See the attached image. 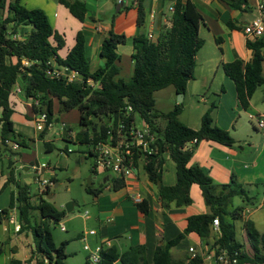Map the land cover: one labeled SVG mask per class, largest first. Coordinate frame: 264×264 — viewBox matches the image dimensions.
Returning a JSON list of instances; mask_svg holds the SVG:
<instances>
[{
  "label": "trees",
  "instance_id": "trees-1",
  "mask_svg": "<svg viewBox=\"0 0 264 264\" xmlns=\"http://www.w3.org/2000/svg\"><path fill=\"white\" fill-rule=\"evenodd\" d=\"M246 1V0H243ZM145 0H138V25L145 20ZM71 15L85 22L88 19L89 7L86 0L69 2L60 0ZM204 18L195 3L177 0L173 6L168 22L163 26L158 37L139 35L134 39L132 61L133 75L129 81L117 79L120 74L121 60L119 47L126 44V36L111 32L103 41L100 57L103 65L91 71L86 57V40L83 32L76 37L75 46L65 57L59 52L66 43L63 36L51 26L46 14L42 10H30L22 6L18 0L8 2L0 0V141L6 147V141L16 143L20 149L27 147L25 139L16 134L12 117L14 109L11 106V96L14 88L21 81L24 97L28 101L38 100L39 106L34 107L35 113L45 112L50 123L55 121L56 104L59 112L78 110L81 114L80 124L84 130L82 138L77 144L88 145L92 148L87 152L95 157L98 144L116 143L121 135H129L136 126L139 118L149 126L155 137V148L152 154L141 150H134V167L139 159L144 160V169L149 180L158 189L162 206L166 209L171 204L177 207L192 205L190 196L192 186L198 185L209 214L192 216L187 221L185 231L165 244L159 245L154 253L152 263L146 259V248L142 245L131 247L123 254L115 248L101 253L99 264H204L197 256L186 261L176 260L171 250L178 246L187 235L197 234L202 239L212 235V225L219 220L220 235L214 237L213 247L217 254L226 252L236 256L238 264H264V233H261L251 220H244L245 207L254 204L255 198L250 196L249 190L239 184L235 178L227 185H214L212 179L198 166H189L192 151L187 145L197 140L216 142L224 146L234 145L231 134L218 127L212 113L217 109L213 103L210 110L202 117L199 130H193L185 125L180 116L182 105L176 106L168 113L155 109V94L167 88H173L178 95L186 93L188 84L194 79L196 57L204 46L200 38V27ZM28 31L21 35L23 29ZM220 38L216 41L220 42ZM247 49L251 52V59L244 63L236 60L223 64L224 73L234 82L240 107L247 111L250 101L256 91L264 87V37L247 41ZM75 72L81 80L69 82L61 75L51 76L52 71ZM128 107L131 111H128ZM161 123H165L162 128ZM47 132L41 133L44 141ZM74 141V140H72ZM45 142V141H44ZM162 142V145H161ZM47 151H52L53 145L45 142ZM169 154L177 167V183L167 187L162 183V170L165 155ZM95 169L93 174L96 175ZM91 184L86 192L97 198L107 183H111L113 190H120L126 186L125 178H110L99 188L94 189ZM55 183V179H53ZM14 185L17 190L9 209L0 212V224L7 219L10 210L17 208L22 223L21 234L29 231L33 238L30 262L35 264H63L68 255V242L57 246L53 234L45 224L59 223L65 212L57 210L44 195L39 196L36 205L32 202L29 186L16 181L14 171L10 172L7 185ZM50 194V188L45 195ZM241 198L243 205L235 207L234 199ZM141 213L147 215V202L138 205ZM37 211L44 224L30 226L32 212ZM243 223L250 251L237 240L236 223ZM4 250L0 247V257ZM13 259L10 264H26ZM86 264H91L88 259Z\"/></svg>",
  "mask_w": 264,
  "mask_h": 264
},
{
  "label": "crops",
  "instance_id": "crops-1",
  "mask_svg": "<svg viewBox=\"0 0 264 264\" xmlns=\"http://www.w3.org/2000/svg\"><path fill=\"white\" fill-rule=\"evenodd\" d=\"M7 1L14 2V0ZM18 1L27 9L42 10L53 29L64 37L66 45L59 52L61 57H65L69 53L75 46L78 33L83 32L86 40V57L91 71H95L103 65L100 57L101 47L110 33L126 36V44L119 47L121 60L119 63L120 74L117 79L129 81L134 69L131 57L134 51L135 37L139 35L158 37L163 26L168 22L171 15L170 9L173 8L177 0H145V20L142 25H138V10L135 0H126L124 3H120L118 0H86L89 15L83 23L74 18L69 9L60 3V0ZM67 1L74 2L75 0ZM187 1L189 0H182L183 3ZM190 1L195 3L204 18V24L199 31L200 38L204 40V46L197 54L194 79L189 82L182 103H178L176 100L178 94L173 89L170 94L172 105L164 113L172 111L181 104L183 111L180 120L189 128L199 130L202 117L210 110L211 105L216 103L217 109L212 113V118L218 127L231 134L234 145L224 146L206 140L195 145L188 144L187 149L192 151L189 166L201 168L217 186L227 185L232 181V178H235L239 184L249 190L250 196L255 198V202L256 197L253 194L259 192L263 187V196L259 200L260 208H262L264 207V133L258 129L257 124H253L254 120L251 121L252 125H249L248 118L250 114L264 116V87L256 91L248 110L245 111L240 107L234 82L222 68L223 64L236 60H241L244 63L250 61L251 52L247 49V41L252 39L245 36L243 28L254 17L256 0ZM27 31L28 28L23 29L21 35ZM217 38L221 39L220 42L216 41ZM16 87H22L21 81ZM196 98H198V104L193 106L196 103ZM10 101L14 109L12 121L15 132L17 125L22 128L30 127L29 123L33 122L35 115L31 102L24 96L14 93H12ZM192 109L194 113L191 112ZM241 110L247 116L242 117ZM57 113L55 108V116ZM58 120L59 118L56 121ZM160 125L162 128L166 126L165 123ZM63 126L65 125L63 124ZM16 134L20 135L17 132ZM16 158L4 154L3 146H0V212L9 209L12 200L17 196L16 187L12 184L7 185L10 172L14 171L16 181L23 184L21 171L38 168L35 165H32L31 168L23 164L18 165ZM110 178V176L104 177L103 182L109 181ZM162 183L167 187L175 186L177 183V167L169 154L165 155ZM136 196L141 199V203L147 202L149 207L147 215L142 214L138 208L141 203L138 204L132 199ZM190 196L193 201L192 205L177 207L175 204H171L169 208L165 209L160 201L157 187L150 182L144 169L143 158L139 159L132 176L126 178V186L123 189L113 190L111 183H107L103 192L94 198V215L91 217L87 215L86 219L92 220L96 227L94 230L96 236H93L95 245L98 246L110 240L112 248H115L119 254L125 253L131 247L142 245L146 248L147 261L152 263L157 247L182 234L190 217L210 213L198 185L192 186ZM48 197L50 196L48 195ZM240 200L242 201L241 198ZM33 201L34 199H32ZM251 213L246 206L243 213L244 220L252 221ZM5 223H7V219L1 224L3 232L7 233L9 231L6 230ZM240 223L243 226V223ZM24 233L28 235L27 232ZM78 237L81 238V235ZM214 237L212 234L208 239H202L197 234L191 233L173 248L171 253L176 260L186 261L191 257L189 249L194 248L198 255L204 258L213 249ZM243 238L247 240L244 230ZM0 247H2L1 244ZM18 250L14 247L10 248L8 264L13 259H18L15 257ZM5 254L4 250L3 255ZM27 264L35 263L28 261Z\"/></svg>",
  "mask_w": 264,
  "mask_h": 264
},
{
  "label": "rangeland",
  "instance_id": "rangeland-1",
  "mask_svg": "<svg viewBox=\"0 0 264 264\" xmlns=\"http://www.w3.org/2000/svg\"><path fill=\"white\" fill-rule=\"evenodd\" d=\"M172 90L173 88H169L155 94L157 102L155 109L157 111H163L162 113H164L170 109L172 105L170 95ZM178 99L180 98L177 96L176 100L178 101ZM197 104L198 98H196V103L193 106H197ZM56 109L58 113L55 116V121H53V127L46 130L47 136L45 138V141L52 143V151H47L45 142L40 139L41 133L36 130L34 123L30 122V127L28 128L16 126V132L20 133L25 139L27 147L14 151L10 146H3V153L11 157H17L18 165L23 164L28 168H31L32 165L40 167V174L32 169L30 171H21V181L24 185L30 187L33 193L34 205L37 204L39 195H41L38 192L40 187L38 178L51 176L55 179V183L50 188V197L43 195L57 210L64 211L65 217L55 225L50 222L45 224L52 232L57 246L68 242L66 246L68 257L63 260V264H86L89 252L84 249L85 242L83 237H85L86 233L96 229L92 220L86 219L87 215L89 217L94 215V197L86 192V187L89 185L90 177L93 178L92 187L97 189L103 183L104 177L117 178V176L112 172L102 170H99L96 176L92 175L95 160L89 155L86 156L92 147L79 145L75 142L76 136L80 135L84 130V127L80 124V112L77 109L70 112H59L58 104H56ZM193 109L191 112L194 113ZM241 115L242 117L246 115L243 110H241ZM58 118L59 120L56 121ZM251 121L253 120L248 118L249 125H252ZM63 124L66 126L65 129H63ZM253 124H257L256 121ZM137 125L141 126L139 118L137 119ZM0 146L2 147L1 143ZM253 196L256 197V202L254 201V204L247 205V208L252 212L250 217L258 230L264 233V207L260 208L261 203L259 201L263 196V187H261L259 192L254 193ZM70 203L74 204V209L68 213L66 207ZM239 205L243 204L240 198L237 197L234 200V206L237 207ZM32 214L33 217L30 218L31 227L37 224H44L37 211L32 212ZM5 224L7 225V223ZM62 226L66 228L65 232L61 230ZM236 227L238 242L244 244L247 251H250L247 240L243 238L242 224L237 222ZM27 233L28 235L26 233L18 235L14 233L12 226L9 227V232L4 233L3 226L0 224V244L6 252L5 255L0 257V264H8L11 247L19 249L18 254L15 256L16 258L30 260V247L33 246V238L29 231ZM78 235H81V238ZM86 240L91 248L94 249L96 247L92 236H86Z\"/></svg>",
  "mask_w": 264,
  "mask_h": 264
},
{
  "label": "built area",
  "instance_id": "built-area-1",
  "mask_svg": "<svg viewBox=\"0 0 264 264\" xmlns=\"http://www.w3.org/2000/svg\"><path fill=\"white\" fill-rule=\"evenodd\" d=\"M118 1L120 3H124L126 0ZM135 4L137 6L138 0H135ZM170 11L172 13L173 8H171ZM243 31L245 36L252 40L264 37V0H256V5L254 8V17L250 21V23L244 26ZM149 37L153 38L152 35H149ZM49 74L51 76L57 77L65 75L69 82L81 80V77L77 73H68L66 69H64L63 71L55 70ZM13 93L20 96H24V91L22 87L14 88ZM30 102L33 108L38 107L40 104L39 101L36 99ZM128 111H131L130 107H128ZM249 118L251 120L256 121L258 129L264 133V116L250 114ZM33 122L36 130L40 133L53 127V123H50L48 115L45 112L35 113ZM65 127L66 126H63V129H65ZM154 143L155 137L151 133L149 126L141 122V126L139 127L136 122V126L132 128L129 135H121L120 139L116 141V143L98 144L96 146L94 150L95 172L98 174V171L102 170L105 172L114 173L117 178H129L132 176L135 168L134 150L137 149L147 154H152L155 150V148H153ZM197 143V140H194L189 144L195 145ZM6 145L12 147L14 151L20 150V146L16 143L6 141ZM34 170L36 171V173L40 174V167L34 168ZM38 184L40 186L38 192L43 195L45 194L47 189L53 186L54 183L51 176H43L42 178H38ZM132 199L138 204L141 203V199L137 196L133 197ZM10 226L13 227L14 233L16 234H19L22 230V223L20 221L17 208H13L7 217V231H9ZM61 230L65 232L66 228L62 226ZM212 234H214V236L216 237L220 235V224L218 219H215L213 221ZM84 236V249L89 252L88 261L91 264H99L101 260V253L107 249L112 248V242L110 240H107L93 249L87 243L86 236H96V231L91 230ZM189 254L191 256L190 259H194L199 256L194 248L189 249ZM202 259L204 261V264H238L236 256L228 254L226 252H221L220 254H217V251L214 247L210 251V253ZM113 264H119V262L117 261Z\"/></svg>",
  "mask_w": 264,
  "mask_h": 264
},
{
  "label": "water",
  "instance_id": "water-1",
  "mask_svg": "<svg viewBox=\"0 0 264 264\" xmlns=\"http://www.w3.org/2000/svg\"><path fill=\"white\" fill-rule=\"evenodd\" d=\"M178 97L180 98V99H178V103H181L182 99H183V95H178ZM81 138H82V135H77L76 139H75V142L78 143ZM161 145H162V142H161ZM89 184H91V177L89 179ZM73 209H74V204L73 203L68 204V206L66 207V211L68 213L72 212Z\"/></svg>",
  "mask_w": 264,
  "mask_h": 264
}]
</instances>
